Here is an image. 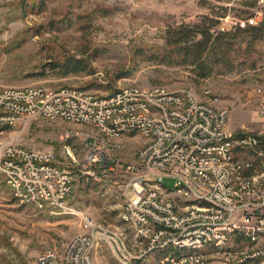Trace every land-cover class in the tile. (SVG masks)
<instances>
[{
  "label": "built area",
  "instance_id": "2783aa9c",
  "mask_svg": "<svg viewBox=\"0 0 264 264\" xmlns=\"http://www.w3.org/2000/svg\"><path fill=\"white\" fill-rule=\"evenodd\" d=\"M259 14L239 25L259 24ZM231 113L186 88L129 85L99 96L78 86H0V135L35 116L91 128L82 133V161L63 160L53 148L0 145V172L21 204L68 210L76 175L98 178L128 134L145 139L139 164L128 165L123 229L83 216V232L33 264H95L102 244L121 264L157 251L163 255L150 264H264V128H232Z\"/></svg>",
  "mask_w": 264,
  "mask_h": 264
},
{
  "label": "rangeland",
  "instance_id": "374dc122",
  "mask_svg": "<svg viewBox=\"0 0 264 264\" xmlns=\"http://www.w3.org/2000/svg\"><path fill=\"white\" fill-rule=\"evenodd\" d=\"M257 12L261 23L264 0H0V86H78L99 96L129 85L186 88L199 99L229 107L232 128H264L259 91L264 87V40L246 61L207 77H199L192 66L161 60L170 28L208 15L212 31H236L240 20ZM250 36L238 35L236 48ZM69 56L88 59V70L61 75L51 68ZM90 130L35 116L10 126L0 135V145L53 148L63 160L82 161L87 154L82 133ZM144 144L141 134L130 133L121 148L109 152L113 165L98 178L76 175L68 210L21 204L0 172V264H33L45 249H62L84 231L83 216L123 229L120 213L134 175L128 165L139 164ZM163 185L174 189L175 179L165 177ZM162 255L154 252L141 264L155 263ZM94 259L95 264H121L106 244L95 249Z\"/></svg>",
  "mask_w": 264,
  "mask_h": 264
},
{
  "label": "trees",
  "instance_id": "16d2710c",
  "mask_svg": "<svg viewBox=\"0 0 264 264\" xmlns=\"http://www.w3.org/2000/svg\"><path fill=\"white\" fill-rule=\"evenodd\" d=\"M212 20V17L205 15L195 23H182L170 28L161 60L192 66L199 77H207L216 70L233 68L242 58L246 61L258 40H264V19L257 25H238L236 31H212ZM240 34L251 36L248 40H241L236 48ZM88 65L86 58L69 56L52 62L51 68L61 75H68L86 71Z\"/></svg>",
  "mask_w": 264,
  "mask_h": 264
}]
</instances>
